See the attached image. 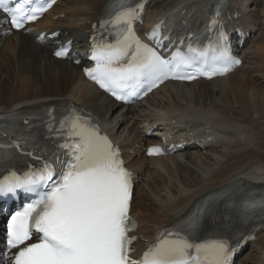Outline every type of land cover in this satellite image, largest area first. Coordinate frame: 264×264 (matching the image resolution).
<instances>
[{
	"label": "snow or ice",
	"instance_id": "6c2138e0",
	"mask_svg": "<svg viewBox=\"0 0 264 264\" xmlns=\"http://www.w3.org/2000/svg\"><path fill=\"white\" fill-rule=\"evenodd\" d=\"M10 3L0 0V9L11 17L12 27L22 29L25 22L35 21L55 0H37L35 6H31L32 0H19L14 7ZM139 7L120 0L108 21L118 29L115 43L94 42L95 67L84 70L117 100L147 95L168 79L224 75L239 63L230 58L226 44L221 43L225 40L222 31L215 48L197 50L189 46L187 53L177 50L170 59H164L133 31ZM216 23L213 18L212 24ZM157 35L158 30H154L148 38ZM156 44L159 46L160 41ZM67 54V49L55 53L57 57ZM60 128L68 140L60 145L66 150V159L59 171L45 160L23 176L11 172L0 180V196L15 195L18 190L38 195L21 210L9 214L0 264H230L235 248L227 240L195 243L190 239V233L199 227L198 216L149 244L139 260L131 259L133 238L129 233L137 230L136 222L129 217L132 178L119 149L90 120L75 112L61 121ZM26 143V138L19 137L13 145L0 144V150L15 147L22 151L21 145ZM148 154H161V149H149ZM11 156L0 151V163ZM255 209L264 213V200L245 204V211ZM34 235L36 242L27 243Z\"/></svg>",
	"mask_w": 264,
	"mask_h": 264
},
{
	"label": "bare ground",
	"instance_id": "6f19581e",
	"mask_svg": "<svg viewBox=\"0 0 264 264\" xmlns=\"http://www.w3.org/2000/svg\"><path fill=\"white\" fill-rule=\"evenodd\" d=\"M103 1L60 0L38 25L63 29L69 33L67 39L74 38L75 46L80 47L85 45L86 23L93 19ZM209 1L155 0L150 14H164L175 8L181 11L186 7L198 24L203 6ZM240 1L232 0L235 8H240ZM245 2L242 11L247 9L248 18L254 21L259 32L256 45L262 51L264 0ZM61 5L64 7L59 10ZM62 13L66 14L64 19L51 20ZM0 43V78L8 79L7 88L0 80V112L54 99H73L93 111L102 123L110 125L114 134L123 135L124 148L139 155L130 166L141 173L132 211L142 222V236L153 235L166 216L180 211L212 188L239 176L264 179V74H261L264 61H251L254 57L264 60V52L250 48L245 51L246 56L251 55L247 65L233 74L209 83H170L142 104L125 111L86 82L79 67L53 59L47 47L38 46L29 37L13 36L1 39ZM253 69L257 73L251 74ZM255 76L263 77V83L255 82ZM175 120L195 130L205 128L222 140L205 152H185L154 160L141 157L139 148L146 141L143 133L154 128L157 121ZM150 121L153 123L147 124ZM245 262L264 264V235Z\"/></svg>",
	"mask_w": 264,
	"mask_h": 264
},
{
	"label": "rangeland",
	"instance_id": "374dc122",
	"mask_svg": "<svg viewBox=\"0 0 264 264\" xmlns=\"http://www.w3.org/2000/svg\"><path fill=\"white\" fill-rule=\"evenodd\" d=\"M60 8H59V10L60 9H63V5H61V6H59ZM51 20H52V18H51ZM264 43V42H263ZM262 43V44H263ZM263 47H264V44L262 45ZM3 50H4V46H3ZM255 51H259V52H264V49L261 51L260 50V48H258V45H256L255 46V49H254ZM5 51V50H4ZM6 58V56L3 58V60ZM264 64V63H263ZM14 71V70H13ZM263 74H264V70H263V72H262ZM257 75V74H256ZM258 76V75H257ZM257 76H255L254 78H253V80L255 81V82H260V83H263L262 81H263V77L261 78H258ZM260 76V75H259ZM0 80L1 81H4L5 83H6V88H7V86H8V79H7V77L6 76H2L1 78H0ZM256 254V253H255Z\"/></svg>",
	"mask_w": 264,
	"mask_h": 264
}]
</instances>
